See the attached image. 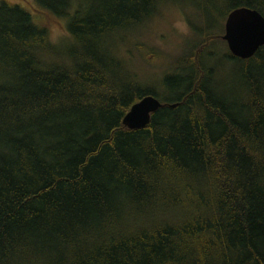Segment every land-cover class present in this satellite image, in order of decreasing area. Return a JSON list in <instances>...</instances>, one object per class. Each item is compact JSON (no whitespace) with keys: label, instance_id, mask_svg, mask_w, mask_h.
Masks as SVG:
<instances>
[{"label":"trees","instance_id":"1","mask_svg":"<svg viewBox=\"0 0 264 264\" xmlns=\"http://www.w3.org/2000/svg\"><path fill=\"white\" fill-rule=\"evenodd\" d=\"M32 2L0 0V264H264V47L194 25L264 0ZM177 5L192 40L165 54L144 36ZM145 96L162 107L129 130Z\"/></svg>","mask_w":264,"mask_h":264},{"label":"rangeland","instance_id":"2","mask_svg":"<svg viewBox=\"0 0 264 264\" xmlns=\"http://www.w3.org/2000/svg\"><path fill=\"white\" fill-rule=\"evenodd\" d=\"M9 5H19L27 9L32 14H38L39 9L36 8L32 0H3ZM207 3V2H206ZM185 6V7H184ZM188 5H177L174 7L167 8L162 15L156 17L152 22L150 27H148L147 32L144 36V39L148 44H151L158 49H162V52L165 54L173 53L176 54L180 50V46L185 43H190L192 36L190 35V26L188 21L192 17L189 8H186ZM38 11V13H37ZM223 10L220 7L215 8L214 12L210 16H201L200 22L194 23L196 27L204 26V19L208 17H213L214 19H219L218 26L214 30V33L218 34L219 37L223 34V19L222 16ZM43 14V13H42ZM45 14V13H44ZM40 22H44L49 31V37L51 41L57 45L65 43L68 40V33L66 31V22L62 18H56L49 15H43L42 18H39ZM38 19V20H39ZM196 29V28H195ZM217 30V31H216ZM178 44V45H175ZM62 45V44H61ZM67 45L66 43L63 45ZM215 50L217 51H228L225 42L221 39L215 43ZM136 55L135 62H140L142 59V54L138 51H135ZM165 59V58H164ZM163 59L158 57L153 61L154 65L163 63ZM152 68V67H150ZM232 70V69H230ZM233 71V70H232ZM160 73V74H159ZM142 74L146 80H151L158 78V75H161L160 69H147L142 68ZM159 89V88H158Z\"/></svg>","mask_w":264,"mask_h":264},{"label":"water","instance_id":"3","mask_svg":"<svg viewBox=\"0 0 264 264\" xmlns=\"http://www.w3.org/2000/svg\"><path fill=\"white\" fill-rule=\"evenodd\" d=\"M221 40L229 53L240 60L252 58L264 47V17L256 10L237 8L228 13L223 23ZM162 107L153 96H145L131 106L122 123L129 130L145 128Z\"/></svg>","mask_w":264,"mask_h":264}]
</instances>
